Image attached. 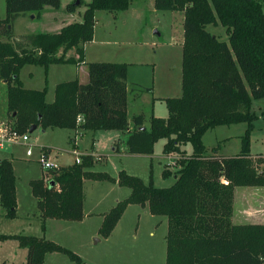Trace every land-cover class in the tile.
Segmentation results:
<instances>
[{
    "label": "trees",
    "instance_id": "trees-1",
    "mask_svg": "<svg viewBox=\"0 0 264 264\" xmlns=\"http://www.w3.org/2000/svg\"><path fill=\"white\" fill-rule=\"evenodd\" d=\"M6 1L7 15L0 18V94L3 84L5 115L17 130L27 132L34 124L44 130L118 129L129 133V153L152 154L156 142L166 139L164 154L177 156L175 171L166 167L163 172L175 175V182L167 187L120 171L118 183L131 187L132 193L105 214L101 234H111L129 203H148L152 214L168 220L166 264H264V224L232 220L235 188L264 186V168H258L264 159L253 160L251 155L256 117L252 101L264 98V1L154 0L156 9L184 15L182 95L166 98L167 117L152 115L147 127L141 113L133 117L132 128L126 62H89L88 82L78 78L59 82L52 102L46 100L47 87L26 88L20 75L27 64L82 63L85 44L94 37L96 12L127 10L132 0L70 3L68 11L86 5L81 21L70 22L57 32L17 36L15 18L27 13L40 16L47 6L59 9L62 0ZM208 24L226 27L229 40L207 30ZM2 36L7 39L2 40ZM73 48L77 56L67 57ZM80 115L84 119L81 123ZM239 122L248 123L239 153L218 154L220 143L207 148L203 141L207 130ZM188 143L192 144L191 152L183 148ZM94 163V156L85 154L80 163L46 171L50 181H31L43 229L48 218L83 219L85 177L115 180L107 172H91ZM16 180L12 161L0 160V204L8 218L17 212ZM8 238L28 247L26 264H44L48 252H62L77 264H88L73 250L44 236L0 233V240Z\"/></svg>",
    "mask_w": 264,
    "mask_h": 264
},
{
    "label": "rangeland",
    "instance_id": "rangeland-1",
    "mask_svg": "<svg viewBox=\"0 0 264 264\" xmlns=\"http://www.w3.org/2000/svg\"><path fill=\"white\" fill-rule=\"evenodd\" d=\"M67 1L77 3L80 0H64L63 2ZM81 7L84 9L86 5L82 4ZM130 7L126 11L118 12L99 10L98 34H109L110 39L117 41V44L112 42L105 47L100 44L92 45L93 49L88 59L92 62L91 59L102 61L128 59L120 42L135 39V37L144 42L143 49L136 58L139 64L131 65L129 70V82H138L145 87L154 86L155 88L153 93L133 88L129 90L128 118L132 125L134 114L141 112H145L148 117L152 114L167 117L169 111L165 97L182 95L180 73L184 15L180 11L158 10L155 8L154 0H132ZM6 15L7 1L0 0V18ZM206 28L219 38L229 40L226 27L223 25L208 24ZM48 29L53 28L47 18H40L35 13L21 14L13 21L16 36L19 33H38ZM156 30L160 32V35L155 33ZM1 39L6 40L7 37L2 36ZM20 75L27 87L39 89L47 87L46 100L48 102L54 100L55 86L58 82L79 77L78 68L72 63H52L48 67L27 64L21 69ZM81 77L84 80L83 74ZM171 80L172 85H165L166 81L171 83ZM131 85L137 86L138 89L141 87L135 83ZM6 102V88L2 84L0 122L15 127L5 115ZM252 111L256 117L251 130V155L253 160L264 159V98L253 99ZM147 123L150 125L149 121ZM247 127V122L219 125L205 132V144L209 150L220 143L222 151L226 149L239 151L241 148L240 135L245 133ZM74 130L59 127H49L44 130L42 126H38L30 133L28 142L0 147V160L8 158L13 164L17 178L18 202L14 218H8L5 215L6 210L0 204V233L45 236L73 250L88 264H166L167 217L152 214L148 203L145 205L129 203L119 219L120 225L116 235L110 238L103 236L100 229L96 231L99 225L97 219L99 215H94L101 212L107 214L119 201L129 197L132 193L131 187L120 185L117 181L123 169L129 174L140 177L145 183L152 181L158 187H167L175 182L174 174L164 175L163 173L166 167L171 168L172 171L178 167L175 165L176 155L166 156L163 152L166 139L156 142L152 154L126 155L127 153L123 151L127 149L129 136L127 131L118 129L89 131L86 129L87 134L79 140L81 150L90 153L94 142L97 156V161L89 170L107 172L115 180H95L85 177L83 187L85 212L93 211L92 217H87L84 223L80 220L55 218L47 220V230L42 229L41 212L31 187L32 180L45 179L46 170L38 161L40 150L42 147L51 150L49 154L51 160L57 161L62 166L73 163L75 155L72 153L73 145L70 142V135ZM224 139L228 141L227 146L222 144ZM116 142H118L120 151H114ZM183 148L191 152L192 144L183 145ZM258 168L259 170L264 168V161ZM51 178L49 176V180ZM246 187L248 186L237 187L238 194H241ZM255 187L264 188V186ZM148 247L153 249L155 254V261L151 263L146 257ZM27 261V246L21 245L16 238L0 240V264H26ZM44 264L77 263L62 252H52L47 255Z\"/></svg>",
    "mask_w": 264,
    "mask_h": 264
},
{
    "label": "crops",
    "instance_id": "crops-1",
    "mask_svg": "<svg viewBox=\"0 0 264 264\" xmlns=\"http://www.w3.org/2000/svg\"><path fill=\"white\" fill-rule=\"evenodd\" d=\"M63 1L64 0H62L61 8L55 9V8H53L51 6H47V7H45V9L41 13V15L38 16L40 18L41 17H44V18L46 17L47 20L52 25V28L53 29H48L47 31L57 32V31H60L61 28L64 25H66V24H68L70 22H73V21H81L82 20V18H83V12L85 10V7H84V9H82L83 6L81 7V5H79L78 7H76L75 10L68 11L67 10V5L70 4V3H72V1H67V2H63ZM89 1H85V2H89ZM79 3H80V1H79ZM79 3H76V4H79ZM130 8L131 7H129L128 9H130ZM124 11H126V10H124ZM98 12L99 11H97L96 17H95V31H94L93 40L85 44V60L82 63H72V64H76V66L78 68V74H79L78 79L81 82H83V83H86L89 80L88 63L89 62H92V61H90V59H88V58L90 56L89 54H91V50L93 49V46L92 45H94V44H100L103 47H105V45H110L112 42L117 44V41H112L110 39V37H109L110 35L109 34H102V33L98 34V32H97ZM28 15H30V14H28ZM181 17H182V15H181ZM20 34H25V33H19V35ZM183 42H184V39L182 41V46H183ZM143 44H144V42L142 40H137L136 37H135V39L134 38H131L130 40H127L125 42L124 41H121L120 42V45L123 47V49H124L123 51L128 56V59H114V60H110L109 59L108 61H111V62H126L128 65L130 64L129 65L130 67H128V75H129V70L131 68V65L139 64V63H137L138 61H136L137 60L136 58L140 55V53H141V51L143 49ZM66 56L67 57H70V56L76 57L77 56L76 55V50L74 48L71 49V50H69L66 53ZM91 60H93V61H102L100 59H91ZM182 62H183V50H182ZM82 74H83L84 80L81 77ZM182 76H183V68H182V65H181V73H180L181 82H182ZM127 79H128V84H129V90L131 88H133L135 90H140V91H145V92L148 91L149 93H153L154 92V88H155L154 86L145 87V86L141 85L138 82H131V83H135V85L141 86L138 89L137 86H132L131 85V83L129 82V76H127ZM21 80L23 82V85L26 88L39 89V88H36V87H27L25 85V82L23 81L22 78H21ZM170 84L172 85V80H171V83L169 81H166L165 82V85L170 86ZM55 88H56V86H55ZM147 88H150V90H148ZM39 90H41V88ZM54 98H55V95H54ZM166 98H168V97H165V100H166ZM128 105H129V92H128ZM141 113H144L145 114V116H146V126L149 127L150 125L147 122L148 121L150 122V118L152 117L153 114L148 117L145 112H141ZM141 113H138V114H141ZM138 114H134V116L135 115H138ZM161 117H163V116H161ZM132 127H133V118H132V125L130 123V128H132ZM211 129H213V128H211ZM75 130H74L73 134L70 135V142L73 145V150L76 149L77 151L80 152V154L82 156L85 155V154H91V155L94 156L95 161H97V158H96L97 156H96V153H95V150H94V146H95V143L94 142L91 145L92 151L90 153H89V151L83 152V150H81V142L79 140H81V139L84 138V136L87 134L88 130L83 129V128H77ZM82 130H84L83 133H82ZM93 135H95V134H93ZM240 136H242V135H240ZM230 138L231 137H229V139ZM71 139H73V140L71 141ZM203 141H204V135H203ZM204 143H205V141H204ZM227 143H228V141L226 139H224L222 141V144L224 146H227ZM120 150L121 149H119L118 142H116V146L114 147V151H120ZM220 150H221V145L218 148V154H222V155H234V154L239 153L240 150H241V148H240L239 151L238 150L233 151V150H230V149H226L225 151H222L221 150L222 151L221 152ZM50 152H51V150H50ZM123 152L124 153H127L126 155L132 154V153H129L127 151V149H125ZM98 159L100 160V156L98 157ZM35 199H36V203H37V198H35ZM92 214H94L93 211H91L89 213L85 212V204H84V217L80 221H82V223H84V221H85V219H87V217L88 218L89 217H92ZM105 214L106 213H104V212L94 214V215H99V218H97L99 225H97L96 231L97 230L99 231V229H100V227L102 225V222H103V219H104ZM51 219H55V218H48V219H46V221H45V229L44 230H47V226H46L47 220H51ZM232 220H233L234 223H263L264 224V188H259V187H255V186H248V187H246V188H244L242 190L241 194H238L237 187H236L235 188V196H234V211H233ZM166 221L168 222V220H166ZM119 225H120V221L116 224L115 228L113 229V231L111 232V234L107 238H110V237H113L114 235H116V233H117V231L119 229ZM167 225H168V223L166 224V226ZM155 226H156V224H155ZM42 229H43V227H42ZM167 232H168V227H167V230H166V233H165V243H166V247H165L166 250H165V252H166V256H167V242H166ZM151 233L153 234V230L151 231ZM50 253H52V252H48L46 254V257ZM154 255H155L154 254V250L151 249L150 247H148L147 248V251H146V257H147V260L150 261V263L153 262V261H155V256Z\"/></svg>",
    "mask_w": 264,
    "mask_h": 264
},
{
    "label": "built area",
    "instance_id": "built-area-1",
    "mask_svg": "<svg viewBox=\"0 0 264 264\" xmlns=\"http://www.w3.org/2000/svg\"><path fill=\"white\" fill-rule=\"evenodd\" d=\"M83 116L80 115L78 117V122H83ZM77 137V136H76ZM30 140V132H20L15 127L9 125L8 123L1 122L0 123V147L5 146H11L13 144H23ZM72 153L75 155V161L76 163H80L82 160V155L79 151L76 149L72 150ZM50 150L44 149V147L41 148L40 154L38 157V161L42 164V166L45 168L46 171H53V170H59L61 168V164L57 161L51 160L50 156ZM45 171V172H46ZM45 179L47 181L49 180V176H45Z\"/></svg>",
    "mask_w": 264,
    "mask_h": 264
},
{
    "label": "water",
    "instance_id": "water-1",
    "mask_svg": "<svg viewBox=\"0 0 264 264\" xmlns=\"http://www.w3.org/2000/svg\"><path fill=\"white\" fill-rule=\"evenodd\" d=\"M77 3H79V1H78ZM156 33H157L158 35H160V32H159L158 30H156ZM35 129H37V125H36V124H34V125L30 128L29 132L32 133ZM51 184L54 185L55 182H54V181H51Z\"/></svg>",
    "mask_w": 264,
    "mask_h": 264
}]
</instances>
